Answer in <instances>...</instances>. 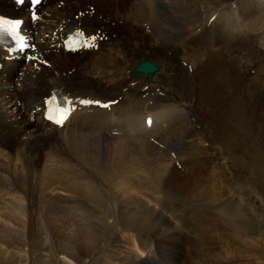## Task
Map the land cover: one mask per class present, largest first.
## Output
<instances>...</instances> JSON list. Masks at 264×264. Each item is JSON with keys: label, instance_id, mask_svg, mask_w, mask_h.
Wrapping results in <instances>:
<instances>
[{"label": "bare ground", "instance_id": "6f19581e", "mask_svg": "<svg viewBox=\"0 0 264 264\" xmlns=\"http://www.w3.org/2000/svg\"><path fill=\"white\" fill-rule=\"evenodd\" d=\"M61 1L50 8L51 25L99 29L108 38L94 51H43V62L28 66L21 80L27 100L40 102L52 85L119 99L110 110L78 114L57 128L28 111L16 78L21 62L0 74V214H32V201L62 190L85 222L61 238L65 256L80 262L96 252L97 264H147L142 253L151 255L168 238L165 264H182L184 227L170 211L185 200L194 214L198 264H240L241 250L250 264H264V120L254 119H264V0ZM1 6L12 7L5 0ZM141 61L157 70H136ZM148 112L150 128L142 124ZM111 120L121 132H103ZM165 127L183 135L176 132L167 149L149 138L160 141ZM239 222L258 229L262 223L259 238H245ZM18 224L26 243L33 222ZM219 225L223 246L216 253L211 237Z\"/></svg>", "mask_w": 264, "mask_h": 264}, {"label": "rangeland", "instance_id": "374dc122", "mask_svg": "<svg viewBox=\"0 0 264 264\" xmlns=\"http://www.w3.org/2000/svg\"><path fill=\"white\" fill-rule=\"evenodd\" d=\"M47 3H49V1H47ZM71 26L75 27L76 25H71ZM178 37L180 38L181 35H178ZM201 50L204 53H206V48H201ZM78 54H82V53H78ZM236 61L239 62L238 60H236ZM237 62H235V63H236V66L238 68L239 64ZM153 63H155V62H153ZM243 74H245V70H244ZM250 84H251V82H250ZM183 85L185 86L186 84H183ZM251 88H253V87L251 86ZM242 95H243L245 100L248 99L246 93H242ZM250 110L251 109H248L250 115L255 116L254 111H250ZM24 112H26V111H24ZM26 114H27V112H26ZM165 116H166V117H164L165 122H171L170 120L172 117H170L169 115H165ZM176 117H178V116L176 115ZM254 119L255 120L259 119V122H263V120H264L263 117H259V115H256ZM35 120H36V118H35ZM191 120L196 123L194 118L193 119L191 118ZM176 122H178V120H176ZM178 125H179V123H178ZM178 125H177V127H179ZM171 129L173 130L174 134H173V136L168 137L167 133ZM176 132L178 134L180 133L178 137H183L182 129L179 132V128H178ZM161 134H162L160 136L161 145L163 146L164 149H167V148H169V146L171 145V143L175 139V130L173 127H170V128L165 127V129L162 131ZM243 152L245 154L244 157L246 160V158L248 156H250L251 153L253 152V147L252 146L248 147V148L244 149ZM176 158H177V154H176ZM182 166H183L182 163L177 164L176 165L177 170L181 171L179 169H182ZM243 173H248V172H247V170H245ZM208 188H209V186H208ZM45 194H47V195L49 194L47 199L45 198L41 202H38L35 200L29 204V206L33 208L32 210L35 213L33 212L32 214H24V215L23 214H0V261H1V259H3L4 264H50V263L63 264L64 261L67 262V264H72V263L73 264H75V263L76 264H94V263L97 264L99 257H97L96 252L90 253L87 256H83V260H81L80 262L77 261V257L70 259L69 257L65 256L64 254H62L60 252V248H61L60 246L62 244L61 238L62 237L70 238L71 236H74V234L76 233V230L79 229L80 227L84 226L83 223H85V222L82 221L83 214H77L76 208L75 209L72 208L73 206H75V203L72 200H70L69 194L66 193L65 191L57 190L55 193H52L55 195L52 198L55 201L54 204L49 201V198L52 196V194L50 195V193L48 191H46V193H43V195H45ZM179 202L183 203L186 207H189L190 211H192V207L187 202H185V200L178 201V202L176 201V210L172 209L170 211V212H173V215L175 214V219L184 227L183 230L185 231V228L190 227L191 214L190 213H188V214L187 213H175V211H177L179 208L178 207ZM50 205H53V206L50 207ZM53 207L57 208L58 214H53L50 211ZM67 210H70V212H67ZM168 210H169V207H168ZM205 211H207V210H205ZM252 214H255V216L258 217L257 212H255V213L252 212ZM173 215H171V216H173ZM23 219H25L26 221L31 220V222H33V226H34L33 233H30L29 240L26 241V243L24 241V237H25L24 231L25 230L23 228H20V225L18 224V222H20ZM160 221H162V220H160ZM166 225L167 224L165 223V226ZM262 225L263 224L261 223V227L259 229L257 227H254V228L251 227L250 228L246 224H244L243 222H239L241 232L243 234H245L244 235L245 238L247 237L249 239H254V238L258 239L259 238L258 235L259 234L261 235ZM223 227L224 226L219 225L218 229L215 230L216 232L214 231V233H213L214 234L212 236L213 238L211 237L212 243H214L216 241L218 244L217 248H215L216 253H217V250H219L223 246V243L221 242L222 237H220V232H223L222 230H224ZM248 229H250V230H248ZM226 230H229V228ZM184 231H183V234L185 236ZM5 232H6V235H5V239H4L1 234H5ZM251 232H253V233H251ZM117 235H121V232H118ZM32 236H33V238H32ZM149 236L151 237V242L154 241V238L151 235H149ZM194 240H192L191 238L187 239L185 236V238H184L185 248H182L181 246L179 247V249H180L179 262H181L182 264H186V262H187V264H198V260L197 259L194 260L195 258L192 256L195 253V250L193 249L195 247H193V246L196 244V241H194ZM159 242H161V245L158 247L157 246L155 247L157 249V251L154 250L155 251V258H153V259L148 258L147 259L146 257H148V255H150L149 251H146V252L144 251L143 253L141 252L142 257L149 261V263H147V264H165L166 260L164 257H162V254H163L162 252H163V250L165 251V249H167V246L169 244V240H168V238H166V239L160 240ZM171 243L174 244V247L176 248V244L173 243V241ZM205 245H207V244H205ZM215 247H216V245H215ZM160 248H163V249H160ZM117 250H118V256L123 259L124 254H123L122 249L117 248ZM185 251H186V254H184ZM261 251H262V249H261ZM74 252L79 254V252H77V251H74ZM203 252H205V248H203ZM215 252H213V254H211V256H215ZM241 252H242V254L239 253L240 255H238L239 257H237L240 264H250V260H252V258L247 259L248 254L244 253L242 250H241ZM24 253H25V256H23ZM174 254L176 256V251ZM204 254L206 255L207 251ZM261 254H263V253L260 252V255ZM262 256L263 255H261V257ZM253 260L255 261L254 258H253ZM258 260H259L258 262H261L262 258H259ZM153 261H155V263H152Z\"/></svg>", "mask_w": 264, "mask_h": 264}, {"label": "snow or ice", "instance_id": "6c2138e0", "mask_svg": "<svg viewBox=\"0 0 264 264\" xmlns=\"http://www.w3.org/2000/svg\"><path fill=\"white\" fill-rule=\"evenodd\" d=\"M18 3H23L24 0H17ZM41 0H31V3L33 5L40 3ZM33 19H36L35 14H33ZM22 21L20 20H9L6 19L4 17H0V37L4 36V35H8L11 34L14 37L17 36V29L20 28V26L22 25ZM19 39H23V37H18ZM22 49L24 47H27V45H22L21 46ZM29 59H32L31 57H29ZM85 101H81V103H84ZM65 103H69V101L65 100ZM57 123H62L61 120H58ZM149 123H151V120L149 119Z\"/></svg>", "mask_w": 264, "mask_h": 264}, {"label": "water", "instance_id": "95a60500", "mask_svg": "<svg viewBox=\"0 0 264 264\" xmlns=\"http://www.w3.org/2000/svg\"><path fill=\"white\" fill-rule=\"evenodd\" d=\"M145 65L147 66V64H145V63H144V65H143V66L146 68V66H145Z\"/></svg>", "mask_w": 264, "mask_h": 264}]
</instances>
